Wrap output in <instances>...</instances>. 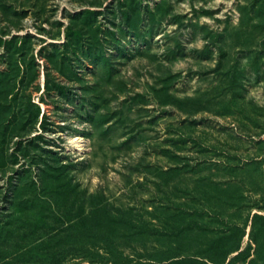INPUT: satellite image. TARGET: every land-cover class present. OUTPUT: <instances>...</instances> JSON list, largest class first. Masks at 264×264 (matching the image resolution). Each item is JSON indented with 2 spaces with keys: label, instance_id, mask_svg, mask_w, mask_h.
<instances>
[{
  "label": "rangeland",
  "instance_id": "obj_1",
  "mask_svg": "<svg viewBox=\"0 0 264 264\" xmlns=\"http://www.w3.org/2000/svg\"><path fill=\"white\" fill-rule=\"evenodd\" d=\"M208 184L239 187L241 207ZM99 191L148 225L130 241L111 224L130 264H164L136 257L175 245L186 205L205 219L217 205L248 245L264 215V0H0V264H100L91 242L67 251V217ZM185 233L182 260L215 238ZM236 253L223 264H246Z\"/></svg>",
  "mask_w": 264,
  "mask_h": 264
},
{
  "label": "trees",
  "instance_id": "obj_2",
  "mask_svg": "<svg viewBox=\"0 0 264 264\" xmlns=\"http://www.w3.org/2000/svg\"><path fill=\"white\" fill-rule=\"evenodd\" d=\"M181 162L183 165L179 168L180 170H185L191 166L187 160ZM184 172L187 171L185 170ZM145 175H147L146 172ZM219 189L220 188L214 184H208L205 186L203 194L207 195L208 198L212 196L217 199L215 201L216 204L221 202L228 207H235L236 209L241 207L242 198L240 195H237L239 187H232L225 191L224 189ZM221 191L226 193V198L223 200V197H220L219 194H223ZM187 194H190V191ZM212 194H217L218 196ZM90 197L88 211L82 210L74 215V217H67V228L70 230L67 236L69 240L67 251L73 252V254L80 253L82 256H86L91 252V245L87 246L86 243L91 242L92 246H96L103 252L102 260L99 261L100 264H130L131 261L135 259L133 258L134 255L119 251L120 242L122 241H119L117 236L113 233L111 224L120 223L131 230V232L123 234L124 236H130V241L140 240L143 236H146L147 231H149L147 223L143 220V216H136V214L132 212L131 207L125 209H120L118 207L116 208V212L113 205L103 196L101 191H99L97 195H91ZM191 200L194 201V199ZM80 208H84V203L80 205ZM207 208L210 210L214 208V210L210 215H207L209 218L206 217L205 219L203 216L204 214H197L196 209L186 205V210L179 211L178 222H174L169 231V236L175 238V245L156 253H139L137 257H135L143 260H157L164 264H208V262L223 264L228 254L233 250H237V253L232 258H240L245 261L246 264H255L260 258V253H263L264 250L261 249L259 239L254 237L252 233L255 230L254 223L256 219H264V215L256 212L253 214L250 242L245 248H241L240 240L244 234V227L241 230V225H239L237 220H229L228 215L223 216L217 213V205L212 206V204H209ZM192 212L196 214H192ZM193 229L214 234L215 238L211 239L212 242L209 247L204 250L199 249V251H195V253H190L188 255L189 259L182 260V258H176L180 255L182 250L181 246L182 240L186 235L185 232ZM252 242L255 244L254 247H252ZM99 244L103 245L100 246ZM200 258H202V260H199ZM96 262L97 261H94V259H91L88 264H95Z\"/></svg>",
  "mask_w": 264,
  "mask_h": 264
}]
</instances>
